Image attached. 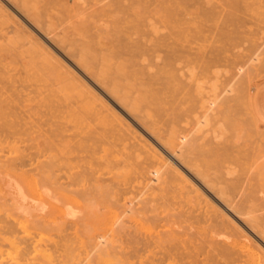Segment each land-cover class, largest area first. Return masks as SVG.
I'll return each mask as SVG.
<instances>
[{"label":"rangeland","instance_id":"obj_1","mask_svg":"<svg viewBox=\"0 0 264 264\" xmlns=\"http://www.w3.org/2000/svg\"><path fill=\"white\" fill-rule=\"evenodd\" d=\"M132 2L0 0V16L9 18L0 24V62L5 60L0 65V135L16 146L10 153L0 149V232L15 239L21 264H213L206 252L211 255L215 247V211L237 227L244 223L264 231V0H166L163 7L153 0ZM151 4L167 24L180 18L182 34L166 29L150 39ZM7 25L19 26L20 33ZM26 40L33 42L26 44L31 51L24 49ZM154 53L161 56L159 63ZM151 59L154 76L146 84L139 65ZM212 79L215 96L209 89ZM78 83L97 91L107 100L105 107L118 110L140 138L156 142V148L150 144L164 166L142 170L152 177L159 173L149 188L143 187L146 175L120 173L125 171L123 155L105 165V149L112 154L122 144L108 139L97 108L82 105L89 98L74 92L72 84ZM109 85L126 96V105L113 99ZM229 87L232 94L226 93ZM128 105L138 110L127 115ZM60 183L75 198L69 207L59 206L67 209L64 215L54 190ZM250 233L251 241L257 235L264 241V235ZM13 252L0 254V264H14Z\"/></svg>","mask_w":264,"mask_h":264},{"label":"bare ground","instance_id":"obj_2","mask_svg":"<svg viewBox=\"0 0 264 264\" xmlns=\"http://www.w3.org/2000/svg\"><path fill=\"white\" fill-rule=\"evenodd\" d=\"M126 1V0H125ZM131 2H132V0H131ZM144 2H145V0H144ZM147 3H148V1H146ZM127 3V2H126ZM125 3V4H126ZM133 3V2H132ZM151 3V2H150ZM153 4H154V6H156V5H162V6H160V7H163L164 5H165V3H166V0H161L159 3H157V0H153V2H152ZM146 3H144L143 5H145ZM167 4H169V3H167ZM30 5V4H29ZM122 5V4H121ZM131 5V4H130ZM130 5L128 6V7H130ZM142 5V6H143ZM148 5V4H147ZM150 5V4H149ZM138 6H140V5H138ZM151 6L153 7H150L149 9L150 10H152L153 9V11L151 12V13H149L150 15H148L149 16V18H148V21H146V22H148L147 23V26L149 27V29H148V35L151 37L150 39H152V38H154V39H158L157 38V34H158V32H160V30H168V29H172L173 31H176V32H179L180 34H182V30H183V27H182V21H181V19L179 18H175V19H173L172 21L170 20V21H168V24L165 22V18H164V14H159L157 11H155V9H154V6L151 4ZM15 7H17L16 5H15ZM135 7V6H134ZM137 7V6H136ZM135 7V8H136ZM19 7H17L16 9H18ZM23 9H24V11L23 12H26V14L27 13H29L28 12V10L25 8V7H22ZM122 8V7H121ZM133 8V7H132ZM131 8V9H132ZM140 8H142V7H140ZM146 8H148V6L146 7ZM169 8V7H168ZM171 8V7H170ZM22 9V10H23ZM130 9V8H129ZM145 9V8H144ZM160 9V8H159ZM164 9V8H163ZM141 10V9H140ZM148 10V9H147ZM165 10V9H164ZM131 11V10H130ZM168 11V10H167ZM129 12V11H128ZM144 12V11H143ZM79 13V12H78ZM131 13V12H130ZM129 13V14H130ZM147 13V12H146ZM146 13L144 14V17L146 16ZM5 14H7V13H5ZM9 15V14H8ZM16 15V14H15ZM124 15H126V14H124ZM132 15H135V13L134 14H132ZM139 15L141 16V13H139ZM161 15H163V16H161ZM10 16V15H9ZM8 16V17H9ZM82 16V15H81ZM131 16V15H130ZM143 16V15H142ZM170 16V15H169ZM12 17V16H11ZM124 17V16H123ZM133 17V16H132ZM162 17V18H161ZM78 18V17H77ZM97 18V17H96ZM135 18V17H134ZM138 18V17H137ZM8 19L9 18H7V16H0V24H5L6 23V21H8ZM11 19V18H10ZM12 19H14V18H12ZM139 19V18H138ZM143 19V18H142ZM172 19V18H171ZM10 21V20H9ZM38 22V21H37ZM36 22V23H37ZM169 22H171V23H173V24H171L170 23V26H169ZM14 23H15V21H14ZM108 23V22H107ZM143 23V22H142ZM3 24V25H4ZM10 24V23H9ZM13 24V23H12ZM16 25L18 24V23H15ZM30 24V23H29ZM6 25V24H5ZM184 25H186V24H184ZM10 28V31L14 34H16V33H20V30H18L19 28H17V27H19V26H10V25H7V27H4L5 29L6 28ZM100 27V26H99ZM145 27V26H144ZM185 27V26H184ZM4 28H2V29H4ZM47 28V27H46ZM176 28V29H175ZM86 29H88V28H86ZM94 29V28H93ZM117 29V28H116ZM144 29V28H143ZM146 29V28H145ZM60 30V29H59ZM103 30V29H102ZM101 30V33L102 32H104V31H102ZM118 30V29H117ZM1 31V30H0ZM8 31V30H7ZM10 31H8V32H10ZM92 31V30H91ZM96 31V30H95ZM119 31H121L120 30V28H119ZM4 32V31H3ZM7 32V33H8ZM22 32V31H21ZM25 32V31H24ZM112 32V31H111ZM134 32V31H133ZM6 33V34H7ZM26 33V32H25ZM95 33H98V31L97 32H95ZM94 33V35H96ZM139 33V32H138ZM163 33V35H164V33L166 34V32L164 31V32H162ZM162 33H160L161 35H162ZM3 35L5 34V33H2ZM1 34V35H2ZM5 34V35H6ZM9 34H11V33H9ZM115 34V33H114ZM144 34V33H143ZM21 35V34H20ZM101 35H103V34H101ZM101 35H100V38H101ZM105 35H108V34H106L105 33ZM105 35H103V36H105ZM117 35V34H116ZM141 35V34H140ZM159 35V34H158ZM167 35H168V33H167ZM6 36H8V34L6 35ZM11 36V35H10ZM26 36V35H25ZM88 36V35H87ZM99 36V35H98ZM97 36V37H98ZM111 36V35H110ZM12 37V36H11ZM24 37V36H23ZM96 37V36H95ZM119 37V36H118ZM140 37V39H141V36H139ZM143 37V36H142ZM16 38H17V36H16ZM19 38V37H18ZM26 38V37H25ZM28 38V37H27ZM40 38V37H39ZM99 38V39H100ZM103 38V37H102ZM111 38V37H110ZM127 38V37H126ZM6 38L4 37V40H5ZM29 39V38H28ZM106 39H108V38H106ZM116 39V38H115ZM144 39V38H143ZM147 39V38H146ZM3 40V39H2ZM7 42H9V44L10 43H12L13 41H14V39H11L10 37H7ZM20 40V39H19ZM25 40V39H24ZM30 40V39H29ZM29 40H26V42L25 41H23V42H25V43H23V44H25V46H26V48H24V49H32V48H30V47H33L32 45V43L33 42H31V41H29ZM111 40V39H110ZM109 40V41H110ZM120 40V39H119ZM145 40V39H144ZM143 40V41H144ZM176 40V39H175ZM18 41V40H17ZM21 41V40H20ZM31 42V44L32 45H30V47L29 48H27V45H29L30 43H28L27 44V42ZM104 41V40H103ZM147 41V40H146ZM153 41V40H152ZM155 41V40H154ZM2 42V41H1ZM19 42V41H18ZM107 42V41H106ZM120 42V41H119ZM151 42V41H150ZM180 42V41H179ZM14 43V42H13ZM15 43H17L16 41H15ZM19 43H21L22 44V42H19ZM99 43V42H98ZM140 43H141V41H140ZM2 44H4L3 42H2ZM27 44V45H26ZM38 43H36V45H37ZM152 44L154 45L155 43H153L152 42ZM156 44H158V43H156ZM1 45V44H0ZM14 45V44H13ZM17 45H19L18 43H17ZM16 45V47H19V46H17ZM39 45V44H38ZM153 45H150V47L152 48V46ZM179 45V44H178ZM15 46V45H14ZM24 46V47H25ZM35 46V45H34ZM48 46V45H47ZM104 46H106V45H104ZM107 46H111V45H108L107 44ZM165 46V45H164ZM1 47V46H0ZM3 47V46H2ZM20 47H23V46H20ZM142 47V46H141ZM145 47V46H144ZM143 47V48H144ZM147 47V46H146ZM149 47V46H148ZM147 47V48H148ZM149 47V48H150ZM5 48V47H4ZM15 48V47H14ZM35 48V47H34ZM39 47H37V48H35V49H37V50H39L38 49ZM41 48H43L44 49V47H41ZM40 48V49H41ZM1 49V48H0ZM3 49V48H2ZM11 49H13V48H11ZM35 49H33L32 51H35ZM140 49V48H139ZM21 50V49H20ZM26 50V51H27ZM45 50V49H44ZM47 50V49H46ZM46 50H45V53H46ZM22 51V50H21ZM31 51V50H30ZM29 51V52H30ZM42 50H40V52H41ZM148 51V50H147ZM43 52V51H42ZM54 52V51H53ZM109 52V51H108ZM23 53V52H22ZM22 53H21V55H22ZM35 53V52H34ZM38 53V52H37ZM110 53H112V52H110ZM120 53V52H119ZM1 54V53H0ZM24 54V53H23ZM27 54V53H26ZM30 53H28V55H29ZM31 54L33 55V53L31 52ZM36 54V53H35ZM38 54H42V53H38ZM37 54V55H38ZM56 54V53H55ZM154 54H156V53H154ZM159 54V53H158ZM158 54H156V55H154L155 57V59H154V61L156 60V62L161 58V56L160 55H158ZM25 55V54H24ZM24 55H22L23 57H25ZM112 55V54H111ZM115 55V54H114ZM116 55H117V53H116ZM115 55V56H116ZM2 56L3 55H1V59H2ZM39 56V55H38ZM37 56V57H38ZM41 56H43V55H41ZM45 56V55H44ZM46 56H48V52H47V55ZM136 55H134V57H135ZM27 57H29V56H27ZM32 57H34V55L32 56ZM32 57H31V61H32ZM117 57V56H116ZM120 57V56H119ZM138 57V56H137ZM144 57V56H143ZM263 57V56H262ZM20 58H22V57H20ZM26 58V57H25ZM30 58V57H29ZM39 58V57H38ZM37 58V59H38ZM48 58H51V57H49L48 56ZM111 58H114V57H112L111 56ZM252 58V57H251ZM258 58V57H257ZM260 58V57H259ZM27 59V58H26ZM52 59V58H51ZM53 59H55V58H53ZM52 59V60H53ZM134 59V58H133ZM146 59V58H145ZM153 59V58H152ZM152 59L150 60V61H148V62H146V60H145V62L144 63H141L140 65H139V70H140V74L143 76V78L147 81L146 82V84L148 83V82H150L151 80H152V77L154 76V74L152 73V67H153V62L154 61H152ZM158 59V60H157ZM21 60V59H20ZM29 60L30 59H28L27 61H28V65H29ZM34 60V59H33ZM43 60V59H42ZM51 60V62H53ZM56 60V59H55ZM54 60V61H55ZM81 60V59H80ZM143 60H144V58H143ZM142 60V61H143ZM262 60H264V59H262ZM5 60H3V61H1V62H4ZM17 59H16V63H17ZM37 61H40V59L39 60H37ZM47 61H49L48 59H47ZM83 61V60H82ZM132 61H135V60H132ZM256 61H257V59H256ZM255 61V62H256ZM258 61H259V59H258ZM257 61V62H258ZM1 62H0V65H1ZM19 62V61H18ZM21 62V61H20ZM43 62H45L46 64H47V62H46V60H44ZM59 62V61H58ZM139 62H141V61H139ZM254 62V61H253ZM253 62H252V64H253ZM254 62V63H255ZM260 62V61H259ZM31 63V62H30ZM132 63V62H131ZM158 63H159V61H158ZM5 65L6 63H2V65ZM18 64V63H17ZM20 65H21V63H19ZM19 64H18V66H19ZM44 64V63H43ZM43 64L41 63V65L43 66ZM60 64V63H59ZM80 64V63H79ZM83 64V63H82ZM135 64H136V62H135ZM157 64V63H156ZM49 65V64H48ZM69 65V64H68ZM254 65V64H253ZM258 65V64H257ZM22 66V65H21ZM24 66H26V65H24ZM46 66V65H45ZM53 67H54V65H52ZM56 68L58 69V67L57 66H59L58 64H57V61H56ZM84 66H85V64H84ZM84 66H83V68H84ZM3 67V66H2ZM7 67V66H6ZM20 67V66H19ZM27 67V66H26ZM25 67V68H26ZM47 67H49V66H47ZM46 67V68H47ZM50 67H51V65H50ZM24 67H23V69H25ZM38 68V67H37ZM37 68H36V71H37ZM43 68V67H42ZM45 68V67H44ZM52 68V67H51ZM55 68V69H56ZM62 68V67H61ZM238 68V67H237ZM19 69V68H18ZM18 69H16V70H18ZM22 69V68H21ZM21 69H19V71L21 70ZM31 69V68H30ZM33 69V68H32ZM39 69V68H38ZM50 69V68H49ZM54 69V68H53ZM54 69V70H55ZM190 69V68H189ZM6 70H7V68H6ZM13 70V69H12ZM44 70V69H43ZM63 70H65L66 71V69H64L63 68ZM138 70V71H139ZM5 71V70H4ZM11 71V70H10ZM9 71V72H10ZM51 71V70H50ZM55 71H57V70H55ZM221 71V70H220ZM46 72H47V70H46ZM98 72V71H97ZM101 72H102V70H101ZM228 72V71H227ZM1 73V72H0ZM13 73H15V72H13ZM27 73V72H26ZM33 73V72H32ZM32 73H31V75H32ZM49 72H47V74H48ZM54 73V72H53ZM60 74H62L61 73V71L59 72ZM45 74V73H44ZM44 74H43V76H44ZM50 74V73H49ZM58 74V73H57ZM57 74H53L52 76H56ZM63 74H65V73H63ZM72 74V73H71ZM100 74H102V73H100ZM100 74H97V76H100ZM193 74V73H192ZM220 74V73H219ZM234 74V73H233ZM17 75V74H16ZM28 75V74H27ZM40 75V74H39ZM42 75V74H41ZM230 75V74H229ZM10 76V75H9ZM22 76H24V75H22ZM34 76V75H33ZM46 76V75H45ZM97 76H96V78H97ZM102 76V75H101ZM101 76H100V78H101ZM105 76V75H104ZM231 76V75H230ZM233 76V75H232ZM237 76V75H236ZM1 77L3 78L4 77V75L2 74L1 75ZM41 77V76H40ZM70 77H71V75H70ZM69 77V78H70ZM72 77H74L73 75H72ZM241 77V76H240ZM5 78V77H4ZM7 78H9V77H7ZM7 78L6 79H4V80H7ZM29 78V77H28ZM47 78V77H46ZM53 78V77H52ZM69 78H68V80H69ZM229 78V77H228ZM238 78V77H237ZM1 79V78H0ZM40 79H42V78H40ZM49 79V78H48ZM54 79H55V77H54ZM56 79H58V77L56 78ZM217 79V78H216ZM27 80V79H26ZM26 80H23V81H26ZM43 80H45V78L43 79ZM47 80V79H46ZM53 80V79H52ZM59 80V79H58ZM212 80H214V79H212ZM233 80V79H232ZM237 80V79H236ZM1 81V80H0ZM37 81V80H36ZM73 81V80H72ZM102 81V80H101ZM7 82V81H6ZM15 83H16V81H14ZM31 82V81H30ZM33 82V81H32ZM47 81H45V82H42V83H46ZM59 82V81H58ZM77 82H79V81H77ZM198 82V81H197ZM211 82V81H210ZM244 82V81H243ZM2 83V82H1ZM0 83V84H1ZM25 83V82H24ZM27 83V82H26ZM38 83V82H37ZM51 83V82H50ZM56 82H54V84H55ZM73 83H74V81H73ZM82 83V82H81ZM233 83H234V81H233ZM236 83V82H235ZM4 84V83H3ZM41 84V83H40ZM52 84V83H51ZM78 84H80V83H78ZM102 84V83H101ZM197 84H199L198 86H199V88H200V84H202V83H197ZM216 84H217V82H216V80H214V81H212L211 82V84H209V89H210V92H212V94L215 96V94H217L218 93V89H217V86H216ZM6 85V84H5ZM35 85V84H34ZM73 85V88L76 90V91H74V89H73V91L76 93H78V94H81V96H83V94H85V95H87L86 97L85 96H83V99L84 98H89V102L88 103H82V102H84V101H81V103H82V105L84 106V107H91L92 108V106H93V109H94V107L95 108H97V112L96 113H98L97 115L99 116V121H100V123L102 124V126H103V128L105 129L104 131H106V136L108 137V139H110V138H114V139H118V142L119 141H121V142H119V143H121L122 144V150H115V151H112V154H111V150H109L108 148L107 149H105V151H106V153H107V156H106V162H105V165L106 166H108V163H107V160L108 159H110V157L112 158V160L114 159H117V160H119V157H122L121 155H123V157H124V162L123 163H125V164H122V166H123V169L125 170V171H122V172H120L121 170H123V169H118V167H117V169H118V171L121 173V174H127V173H129V172H133V173H137V174H139L138 175V177L139 176H143V175H146V171H142L143 169H146V168H154L155 166H157V165H159V168H161V167H163L164 166V163H163V161L160 159V157L158 156V153L154 150V148L151 146V144L152 145H154V144H156V142L153 140V142H155V143H153L152 141H150V143H148L146 140H144L143 138H140L137 134H136V131L135 130H133L130 126H129V124L128 123H126V122H124L123 121V117H119V115L116 113V111H118V110H116V111H112V108H111V110H109V107H105V101H107L106 99H105V101L100 97V96H98L97 94H96V92L97 91H95V92H92V90L91 89H89V88H87L86 86H83L84 84H80V85H75V84H72ZM72 85H70V86H72ZM33 86V85H32ZM58 86H60L59 84H58ZM81 86V87H80ZM233 86V85H232ZM231 86V87H232ZM0 87H2V86H0ZM6 87H8V86H6ZM16 87V86H15ZM22 87V86H21ZM50 87H51V85H50ZM53 87V86H52ZM85 87V88H84ZM235 87V86H234ZM2 88H4V87H2ZM25 88V87H24ZM36 88V87H35ZM40 88V87H39ZM49 88V87H48ZM55 88V87H54ZM62 88V87H61ZM65 88H67V87H65ZM72 87H69L68 89H71ZM108 88H109V93L112 95V96H114L113 97V99H116V101L120 104H122V105H126L125 103V101H126V96H124V95H122V94H120V90L117 88V86H115V85H109L108 86ZM199 88L197 87V90H199ZM239 88V87H238ZM237 88V89H238ZM10 89V88H9ZM37 89V88H36ZM64 89V88H63ZM226 89H228V90H226L227 92L226 93H231L232 94V90L233 89H230V87L229 88H226ZM1 90H3V89H1ZM7 90V89H6ZM41 90V89H40ZM39 90V91H40ZM72 90V89H71ZM207 90V89H206ZM12 91V90H11ZM20 91V90H19ZM41 91H43V89L41 90ZM47 91H49V90H47ZM53 91V90H52ZM64 91V93H65V90H63ZM62 91V92H63ZM209 91V90H208ZM225 91V90H224ZM4 92H6V91H4ZM10 92V91H9ZM21 92H23V91H21ZM37 92V91H36ZM44 92H46V90L44 91ZM57 92V91H56ZM61 92V91H60ZM59 92V93H60ZM74 92H69V93H71V94H73ZM207 92V91H206ZM13 93V92H12ZM20 93V92H19ZM28 93V92H27ZM30 93V92H29ZM32 93H34L33 91H32ZM39 93H41V92H39ZM54 93V92H53ZM53 93H52V95H53ZM73 94V95H75V96H79L80 97V95H76V94ZM102 93V92H101ZM105 93V92H104ZM66 94H68L67 92L65 93V95ZM1 95V94H0ZM6 95H8V94H6ZM23 95H25L24 93H23ZM37 95V94H36ZM56 95H57V93H56ZM107 95V94H106ZM226 95V94H225ZM2 96V95H1ZM70 95L68 94V97H69ZM75 96H73V98H75ZM105 96V95H104ZM230 96V95H229ZM8 97V96H7ZM64 97V96H63ZM67 97V98H68ZM4 98V97H3ZM135 98H137V97H135ZM209 98V97H208ZM212 98V97H211ZM69 99V98H68ZM77 99H78V97H77ZM82 99V98H81ZM213 99V98H212ZM6 100V99H5ZM4 100V101H5ZM75 100V99H74ZM69 101V100H68ZM115 101V102H116ZM215 101H216V99H215ZM217 101H218V99H217ZM5 103V102H4ZM8 103V102H7ZM91 103V104H90ZM117 103V104H118ZM9 104H10V102H9ZM88 104H90V105H88ZM93 104V105H92ZM105 104V105H104ZM116 104V103H115ZM56 105V104H55ZM85 105H87V106H85ZM111 105V104H110ZM7 106H9V105H7ZM120 106V105H119ZM129 106V105H128ZM6 107V106H5ZM122 108V107H121ZM92 109V110H93ZM115 109V108H114ZM129 109H130V111H129V114L127 113V115H130V113L132 114V112H136L137 110H138V106L137 105H132L131 107L129 106ZM122 110H124V109H122ZM87 111V110H86ZM5 112V111H4ZM89 112V111H88ZM94 112V113H95ZM121 112V111H120ZM124 112H126V111H124ZM123 113V112H122ZM2 114V113H1ZM6 114V113H5ZM10 114V113H9ZM16 114V113H15ZM14 114V115H15ZM133 115V114H132ZM19 116V115H18ZM92 116H94V115H92ZM121 116H122V114H121ZM6 117V116H5ZM9 117V116H8ZM147 117V116H146ZM199 117H201V116H199ZM10 118V117H9ZM203 118H204V116H203ZM206 118V117H205ZM2 119H4V118H2ZM8 119V118H7ZM126 119V118H125ZM10 120V119H9ZM12 120V119H11ZM98 120V119H97ZM134 120V119H133ZM195 120V119H194ZM198 120V119H197ZM196 120V121H197ZM202 120V122H201V124H207V121L208 120H206V119H201ZM63 121V120H62ZM12 122V121H11ZM6 123V122H5ZM135 124V123H134ZM199 124V123H198ZM209 124V123H208ZM10 126V125H9ZM34 126V125H33ZM195 126V125H194ZM198 126V125H197ZM101 127V126H100ZM142 127V126H141ZM6 129V128H5ZM192 130V129H191ZM138 131V130H137ZM3 133H5V132H3ZM8 133V132H7ZM148 133V132H147ZM6 134V133H5ZM4 135V134H3ZM19 135V134H18ZM142 135V134H141ZM149 135H150V133H149ZM8 136H9V134H8ZM9 137H11V136H9ZM152 137V136H151ZM218 137V136H217ZM100 138V137H99ZM148 139V138H147ZM216 139V138H215ZM11 140H13L12 138H11ZM107 140V139H106ZM156 140V139H155ZM163 140V139H162ZM165 140V139H164ZM10 139L8 140V138L6 137V136H2V135H0V149L1 150H5V149H9L8 150V152L10 153V151H12V149H14V147L16 148V146H13L14 145V142H13V145H12V143H11V145H10ZM14 141H16V140H14ZM19 141V140H18ZM22 140H20V142H21ZM26 141V140H25ZM101 141V140H100ZM12 142V141H11ZM19 142V143H20ZM103 142H104V140H103ZM109 142V141H108ZM111 142V141H110ZM163 142H165V141H163ZM32 143V142H31ZM159 143V142H158ZM17 144H18V142H17ZM23 144V143H22ZM168 144V143H167ZM166 144V145H167ZM20 145V144H19ZM25 146H27V144H24ZM23 145V146H24ZM29 145V144H28ZM21 146V145H20ZM155 146V145H154ZM159 146V145H158ZM7 147H9V148H7ZM11 147H13V148H11ZM18 147V146H17ZM22 147V146H21ZM20 147V148H21ZM30 147H33V146H30ZM157 146H155V148H156ZM97 148V147H96ZM19 149V148H18ZM17 149V150H18ZM23 149V147L21 148V149H19V150H22ZM30 149V148H29ZM28 149V150H29ZM178 149V148H177ZM18 150V151H19ZM24 151H26L25 149H23ZM39 150V149H38ZM42 150V149H41ZM159 150V149H158ZM104 151V150H103ZM159 151H161V150H159ZM21 152H23V151H21ZM182 152V151H181ZM1 153V152H0ZM6 153V152H5ZM14 153V152H13ZM12 153V154H13ZM24 153V152H23ZM102 153H105V152H102ZM161 153V152H160ZM177 153V152H176ZM15 154V153H14ZM20 155H21V153H19ZM25 154H26V152H25ZM3 155H6V154H3ZM9 154H7V156H8ZM16 156H17V154H15ZM13 156V155H12ZM11 156V157H12ZM15 156V157H16ZM23 156H24V154H23ZM56 156V155H55ZM62 156V155H61ZM64 156V155H63ZM28 157V156H27ZM7 157H5L4 159H6ZM20 158V157H19ZM23 158V157H22ZM29 158V157H28ZM31 158H33V156L31 157ZM103 158V157H102ZM12 159V158H11ZM16 159V158H15ZM26 159V158H25ZM57 159V158H56ZM37 160V159H36ZM31 161V160H30ZM38 161V160H37ZM100 161V160H99ZM177 161H178V159H177ZM20 162V161H19ZM41 162V161H40ZM54 162V161H53ZM179 163H181L182 164V162H181V160H180V158H179V161H178ZM13 163H15V161L13 162ZM22 163V162H21ZM32 163V162H31ZM49 163V162H48ZM117 163H118V161H117ZM116 163V164H117ZM38 164V163H37ZM37 164H35V165H37ZM146 164V165H145ZM15 165V164H14ZM21 165V164H20ZM34 165V164H33ZM34 165V166H35ZM145 165V166H144ZM40 166V165H39ZM118 166H120L121 167V164H119L118 163ZM161 166V167H160ZM168 166V165H167ZM179 166V165H178ZM12 167V166H11ZM24 167V166H23ZM32 167V166H31ZM52 167H50V169H51ZM111 168H114V167H111ZM179 168H181L180 166H179ZM41 169V168H40ZM116 169V170H117ZM129 170V171H126V170ZM152 169H150L149 171H153ZM182 169V168H181ZM53 170H54V168H53ZM111 170V169H110ZM113 170V169H112ZM111 170V171H112ZM114 170H115V168H114ZM158 171H159V169H157ZM33 171V170H32ZM35 171V170H34ZM38 171V170H37ZM104 171V170H103ZM158 171H155L156 173H158ZM42 172V171H41ZM45 172H47V173H50V172H48V171H45ZM154 172V171H153ZM154 172V173H155ZM185 172V171H184ZM23 173H25V172H23ZM22 173V174H23ZM35 173H36V171H35ZM108 173V172H107ZM110 173V172H109ZM115 173V172H114ZM119 173V174H120ZM51 174V173H50ZM159 174V173H158ZM158 174H153V175H155L156 177H152V176H147V179H148V182H145L144 184H145V186H144V184H143V187H150L151 186V184H152V182H157L159 179H160V177L159 176H157ZM36 175V174H35ZM46 176H47V174H45ZM49 175V174H48ZM134 175V174H133ZM136 175V174H135ZM22 176H24V175H22ZM34 176V175H33ZM44 176V175H43ZM45 176V177H46ZM122 176V175H121ZM50 178H51V176H49ZM48 176H47V178H49ZM144 177V176H143ZM36 178H37V176H36ZM35 178V179H36ZM46 178V179H47ZM83 178V177H82ZM122 178H123V176H122ZM127 178H129V177H127ZM143 179H146V177L145 178H143ZM26 180V179H25ZM48 180H50V179H48ZM52 181H53V177H52V179H51ZM68 180V179H67ZM69 181V180H68ZM135 181V180H134ZM143 181H145V180H143ZM28 182V181H27ZM118 182H120V181H118ZM124 182V181H123ZM52 183V182H51ZM55 183V182H54ZM121 183V182H120ZM140 183H141V177H140ZM35 184V183H34ZM33 184V185H34ZM123 183H121V185H122ZM129 184V183H128ZM132 184V183H131ZM24 185V184H23ZM30 185V184H29ZM62 184L60 183L57 187H55V189L54 190H56V188H57V192H58V196L56 197L57 198V200L59 201V203H58V207L59 206H64V207H69L70 205H71V203H73V201H75L74 199V197H72V194L70 195V194H68V192H70V190H67V189H65L63 186H61ZM119 185V184H118ZM173 185V184H172ZM203 185V184H202ZM49 186V185H48ZM128 186V185H127ZM132 186V185H131ZM204 186V185H203ZM29 187V186H28ZM36 187H38V186H36L35 185V190H36ZM133 187V186H132ZM54 188V187H53ZM126 188V187H125ZM134 188V187H133ZM75 189V188H74ZM117 189V188H116ZM147 189V188H146ZM208 189V188H207ZM29 190H30V188H29ZM37 190H40V189H37ZM49 190H51V189H49ZM47 191L48 192V194L47 195H49V192L50 191ZM116 191V190H115ZM56 192V193H57ZM34 193H35V191H34ZM39 193V192H38ZM191 193V192H190ZM212 193V192H211ZM135 194V193H134ZM45 195V194H44ZM46 196V195H45ZM54 196V195H53ZM49 197V196H48ZM47 197V198H48ZM25 198V197H24ZM42 198V197H41ZM117 198V197H116ZM184 198V197H183ZM51 199V198H50ZM53 200V199H52ZM117 200V199H116ZM122 201V200H121ZM77 202V201H76ZM111 203V202H110ZM119 203V202H118ZM206 203V202H205ZM43 204V203H42ZM79 204H81V203H79ZM179 204V203H178ZM64 207H62L61 209H60V207H59V209L60 210H63L64 209ZM79 207V206H78ZM202 207V206H201ZM81 208V207H80ZM200 209V208H199ZM205 209V208H204ZM207 209V208H206ZM59 210V211H60ZM65 210H67L66 208L63 210V211H60V213H63L62 215H64L65 213L64 212H66ZM201 211H202V209H201ZM208 211H209V209H208ZM208 211H206L207 213H210V211L208 212ZM212 211H213V209H212ZM211 211V212H212ZM127 212V211H126ZM203 212V211H202ZM205 212V213H206ZM59 213V212H58ZM204 213V212H203ZM202 213V214H203ZM223 213H225V212H223ZM246 213V212H245ZM250 214V213H249ZM246 215V214H245ZM248 215V214H247ZM75 216V215H74ZM210 216H211V214H210ZM209 215H208V217H210ZM218 216L220 217V219L218 220ZM252 216V215H251ZM58 217V216H57ZM76 218V217H75ZM235 218V217H234ZM246 218V217H245ZM62 219V218H61ZM112 219V218H111ZM209 219V218H208ZM56 220V219H55ZM210 220V219H209ZM212 220V219H211ZM233 220V219H232ZM240 220V219H239ZM233 221H235V220H233ZM261 222V221H260ZM213 225L215 226V230H213V231H211V232H213V233H215V236H214V238H215V242H213V243H215L214 245H215V247L213 246V247H211L210 248V251H211V249L214 251V253H213V251L211 252V255H210V252L209 251H205L206 252V254H207V256H209L210 258V260H211V258L213 259L212 261H214L213 262V264H264V241L262 240V239H260V237H258V235H257V238H254L253 237V239H255L254 241H251L250 240V238L248 237V235L250 236V231L253 233V234H255L256 235V233H259V234H261V236H263L264 235V231L263 230H261V229H259L258 227H260V226H255V225H253V226H250V227H248L246 224H244L243 223V225L242 224H239V226L237 227V226H235V224H233V222L231 221V220H229V219H224L223 218V215H220V214H218V213H216V211L214 212V219H213ZM256 223H258L257 221H256ZM255 223V224H256ZM197 224V223H196ZM211 224V223H210ZM261 223H259V225H260ZM264 224V223H263ZM263 224H261V226H263V228L262 229H264V225ZM257 225V224H256ZM253 228V229H255V230H253L252 231V229H250V228ZM254 231H256V233H254ZM210 233V232H209ZM0 234H1V232H0ZM212 235V234H211ZM213 236V235H212ZM208 240H210V239H208ZM191 242V241H190ZM212 243V242H211ZM207 244H209V243H207ZM204 246V245H203ZM208 246V245H207ZM205 247V246H204ZM208 247H210V246H208ZM207 247V248H208ZM18 249H20L19 247H18V245H16V242H15V239L13 238V237H9V236H7L6 234L5 235H3V234H1L0 235V254H3L4 255V253H8L9 254V256H14V255H12V251H14L13 252V254H15V256H16V253H15V251L17 252V250ZM4 250H6V251H4ZM203 250V249H202ZM18 252H19V250H18ZM10 253H11V255H10ZM202 253H203V251H202ZM188 254V253H187ZM204 254V253H203ZM7 255V254H6ZM5 255V256H6ZM18 255V254H17ZM197 255V254H196ZM200 255V254H199ZM4 256V258H7V256L5 257ZM213 256V257H212ZM19 257V256H18ZM3 258V259H4ZM11 258V257H10ZM9 258V259H10ZM14 258V257H13ZM16 258H17V256H16ZM15 258V261H14V264H21L20 263V261H17L18 260V258L16 259ZM8 259V258H7ZM6 259V260H7ZM12 259V258H11ZM13 260V259H12ZM3 261V260H2ZM1 260H0V262H2ZM5 261V260H4ZM209 261V260H208ZM13 262V261H12ZM200 262V261H199ZM2 264V263H1ZM13 264V263H12ZM202 264V263H201ZM212 264V263H211Z\"/></svg>","mask_w":264,"mask_h":264}]
</instances>
